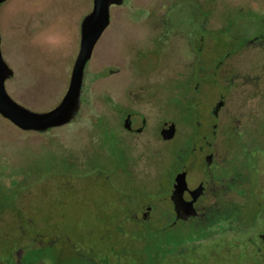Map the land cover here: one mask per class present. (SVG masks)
I'll return each mask as SVG.
<instances>
[{
  "label": "flooded vegetation",
  "instance_id": "flooded-vegetation-1",
  "mask_svg": "<svg viewBox=\"0 0 264 264\" xmlns=\"http://www.w3.org/2000/svg\"><path fill=\"white\" fill-rule=\"evenodd\" d=\"M10 1H0V47L2 28L21 29L40 0H20L23 7ZM125 1L111 4L94 47L113 26L117 38L131 40L114 54L102 52L116 66L99 74L116 75L117 84L100 112L98 150L91 138L80 139L65 144L58 161L75 171L81 156V172L89 173L98 154V170L125 208L115 225L123 240L96 253L83 241L64 240L56 222L44 233L24 216L30 195L17 189L7 194L18 215L0 216V264H264V0H163L148 9L146 22L112 23V7ZM84 85L76 114L61 125L22 128L0 114L36 132L70 124ZM16 226L23 243L12 263ZM125 256L131 260L122 262Z\"/></svg>",
  "mask_w": 264,
  "mask_h": 264
},
{
  "label": "rangeland",
  "instance_id": "rangeland-1",
  "mask_svg": "<svg viewBox=\"0 0 264 264\" xmlns=\"http://www.w3.org/2000/svg\"><path fill=\"white\" fill-rule=\"evenodd\" d=\"M162 1L126 0L112 7V23L146 22L148 9L162 6ZM10 3L25 6L20 0ZM87 3L88 0H40L37 14L34 10L28 12L21 29L2 28V53L14 70V75L6 80V88L16 101L40 112L61 101L68 89L79 25ZM92 4L90 0V8ZM114 31V26L109 29L88 63L83 103L74 122L36 132L20 129L0 114V186L7 187L8 193H18V189L30 195L24 211V216L32 220L30 224L51 234L55 230L52 222H56L64 240L83 241L94 247L96 253L99 247L111 249L115 237L123 240L115 225L120 222V214H125V208L120 211L113 182L100 174L98 154L91 157L89 173L81 172V156H75L74 162L79 166L75 171L65 169L58 161L65 154V146L78 145L80 139L91 138V146L95 145L92 150H98L100 112L106 99L113 98L117 84L116 75L104 80L99 74L105 67L116 66L114 56L105 60L102 52L114 54L116 48L131 41L117 38ZM21 203L24 207V200ZM16 228L8 246L12 263L23 243L19 226ZM4 244L3 241L1 246ZM123 244L119 242L117 248L121 249ZM130 260L128 256L121 258L122 262Z\"/></svg>",
  "mask_w": 264,
  "mask_h": 264
},
{
  "label": "water",
  "instance_id": "water-1",
  "mask_svg": "<svg viewBox=\"0 0 264 264\" xmlns=\"http://www.w3.org/2000/svg\"><path fill=\"white\" fill-rule=\"evenodd\" d=\"M2 1V0H0ZM120 0H94L92 12L83 22L82 43L68 89L60 103L48 111H35L16 101L6 89L13 70L2 56L0 47V113L22 128L44 129L68 122L77 112L86 65L101 33L110 21V6Z\"/></svg>",
  "mask_w": 264,
  "mask_h": 264
},
{
  "label": "trees",
  "instance_id": "trees-1",
  "mask_svg": "<svg viewBox=\"0 0 264 264\" xmlns=\"http://www.w3.org/2000/svg\"><path fill=\"white\" fill-rule=\"evenodd\" d=\"M6 190L0 187V216L4 217L6 213L9 215H18L19 204L14 201L15 198L13 195L9 196L7 194ZM14 225H17V222H14ZM16 227H13V230H17Z\"/></svg>",
  "mask_w": 264,
  "mask_h": 264
}]
</instances>
